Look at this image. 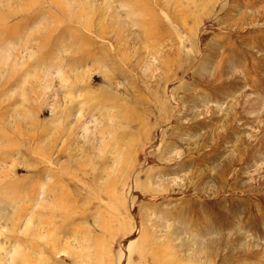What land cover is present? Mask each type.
<instances>
[{
  "label": "rangeland",
  "instance_id": "1",
  "mask_svg": "<svg viewBox=\"0 0 264 264\" xmlns=\"http://www.w3.org/2000/svg\"><path fill=\"white\" fill-rule=\"evenodd\" d=\"M0 264H264V0H0Z\"/></svg>",
  "mask_w": 264,
  "mask_h": 264
}]
</instances>
